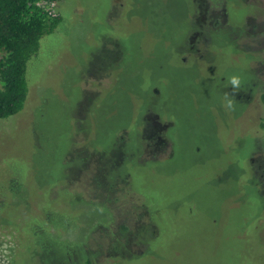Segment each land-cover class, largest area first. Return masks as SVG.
Wrapping results in <instances>:
<instances>
[{
	"label": "rangeland",
	"instance_id": "obj_1",
	"mask_svg": "<svg viewBox=\"0 0 264 264\" xmlns=\"http://www.w3.org/2000/svg\"><path fill=\"white\" fill-rule=\"evenodd\" d=\"M54 16L0 120V264H264V0Z\"/></svg>",
	"mask_w": 264,
	"mask_h": 264
},
{
	"label": "trees",
	"instance_id": "obj_2",
	"mask_svg": "<svg viewBox=\"0 0 264 264\" xmlns=\"http://www.w3.org/2000/svg\"><path fill=\"white\" fill-rule=\"evenodd\" d=\"M60 1L0 0V120L23 109L28 64L37 56L40 40L60 22L47 5Z\"/></svg>",
	"mask_w": 264,
	"mask_h": 264
},
{
	"label": "clouds",
	"instance_id": "obj_3",
	"mask_svg": "<svg viewBox=\"0 0 264 264\" xmlns=\"http://www.w3.org/2000/svg\"><path fill=\"white\" fill-rule=\"evenodd\" d=\"M232 88H233V91L235 92L236 89H239L240 88V85H241V77L238 76V75H233L229 78V81H228ZM225 99H227L228 103H227V107L231 108L233 106V99H229L228 98V94H225Z\"/></svg>",
	"mask_w": 264,
	"mask_h": 264
},
{
	"label": "built area",
	"instance_id": "obj_4",
	"mask_svg": "<svg viewBox=\"0 0 264 264\" xmlns=\"http://www.w3.org/2000/svg\"><path fill=\"white\" fill-rule=\"evenodd\" d=\"M41 5H46V3H41ZM54 6H55V3H50L47 5V10L52 16H54Z\"/></svg>",
	"mask_w": 264,
	"mask_h": 264
},
{
	"label": "flooded vegetation",
	"instance_id": "obj_5",
	"mask_svg": "<svg viewBox=\"0 0 264 264\" xmlns=\"http://www.w3.org/2000/svg\"><path fill=\"white\" fill-rule=\"evenodd\" d=\"M260 98H264V94L262 95V92H261V96H260ZM264 101V99L262 100V102Z\"/></svg>",
	"mask_w": 264,
	"mask_h": 264
}]
</instances>
